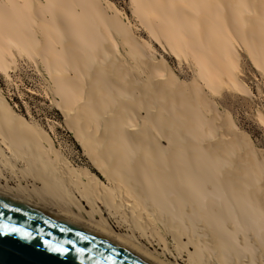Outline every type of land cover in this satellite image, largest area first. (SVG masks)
I'll use <instances>...</instances> for the list:
<instances>
[{
  "label": "bare ground",
  "instance_id": "6f19581e",
  "mask_svg": "<svg viewBox=\"0 0 264 264\" xmlns=\"http://www.w3.org/2000/svg\"><path fill=\"white\" fill-rule=\"evenodd\" d=\"M129 1L152 42L193 65V85L155 67L152 47L107 0H0V74L10 80L19 59L42 68L105 182L0 93V197L147 264H171L158 226L188 264H264V153L213 100L253 96L237 48L264 74V0Z\"/></svg>",
  "mask_w": 264,
  "mask_h": 264
},
{
  "label": "rangeland",
  "instance_id": "374dc122",
  "mask_svg": "<svg viewBox=\"0 0 264 264\" xmlns=\"http://www.w3.org/2000/svg\"><path fill=\"white\" fill-rule=\"evenodd\" d=\"M107 1L125 15L128 19L125 22L129 21L134 27V33L137 37L152 47L156 56L155 60H157L153 63L155 67L158 62L166 63L181 81L189 85L195 83L193 65L184 61L178 62L169 52H164L159 45L152 42L146 31L134 17L133 8L129 0ZM237 50L241 58V75H239V79L250 89L253 96L248 97L223 90L219 96L213 97V100L221 111L234 119L240 131L252 140L257 149L264 153V125L257 119L259 113L264 117V74L253 67L243 48H237ZM127 64L131 67V63L127 62ZM133 72L137 77L138 72L135 70ZM10 76V80H7L0 74V93L10 106L23 119L30 122L36 130L46 133L53 140L56 149L72 166L81 172L94 174L105 183L93 169L83 150L69 132L65 117L58 112L54 103H52L54 94L49 79L42 68L36 67L27 60L19 59L17 68L10 73ZM160 228L161 226H158L160 233L167 239L170 253L168 255L169 262L174 264L178 260L181 264H188L186 262V259H188L187 253H183V257L179 256L178 251L175 250L177 243L166 233L163 227V229ZM156 244L159 245L158 243ZM162 247L156 246L154 248H159L158 252H162ZM219 259L216 256L213 257L212 260L217 261L213 264H219L221 262Z\"/></svg>",
  "mask_w": 264,
  "mask_h": 264
},
{
  "label": "water",
  "instance_id": "95a60500",
  "mask_svg": "<svg viewBox=\"0 0 264 264\" xmlns=\"http://www.w3.org/2000/svg\"><path fill=\"white\" fill-rule=\"evenodd\" d=\"M5 224L30 233V237L0 230V264H147L68 223L0 197V226ZM46 243H63L67 254L49 251Z\"/></svg>",
  "mask_w": 264,
  "mask_h": 264
},
{
  "label": "snow or ice",
  "instance_id": "6c2138e0",
  "mask_svg": "<svg viewBox=\"0 0 264 264\" xmlns=\"http://www.w3.org/2000/svg\"><path fill=\"white\" fill-rule=\"evenodd\" d=\"M0 230H2L4 234H8L10 232L11 233H18L20 235V237L23 239H28L30 237V233H27V232L23 231L22 229L15 228V227L9 228V226L6 224L3 226H0ZM63 243H68V242L65 241ZM63 243L62 244L46 243L44 245V247L53 253H58L60 255H66L67 250L63 246ZM77 251H81V250H77ZM97 264H98V262H97ZM110 264H111V262H110Z\"/></svg>",
  "mask_w": 264,
  "mask_h": 264
}]
</instances>
